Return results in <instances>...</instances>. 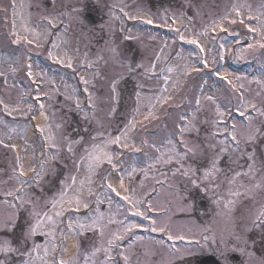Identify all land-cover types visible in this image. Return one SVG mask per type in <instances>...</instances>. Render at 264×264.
I'll use <instances>...</instances> for the list:
<instances>
[{
    "label": "rangeland",
    "instance_id": "obj_1",
    "mask_svg": "<svg viewBox=\"0 0 264 264\" xmlns=\"http://www.w3.org/2000/svg\"><path fill=\"white\" fill-rule=\"evenodd\" d=\"M179 1L181 4H179V2L176 6L165 5L167 7H162L150 5L147 0H54V2L53 0H16L18 13L22 12L25 19H28L29 14H31V26L37 24L42 15L58 17L57 27L51 28V26H49L50 34L47 36V40L43 41L40 47H32L12 43V40L14 39L11 35V32L13 31L12 0H0V10L5 9L7 12L2 16L0 21V32L3 34V37H0V56H19V54H22L23 59L28 58V62L34 65V70H38L35 66L42 67L47 72L48 76L55 80L56 86L61 90V93L64 91L65 85L68 86L69 91L73 87L77 88L79 90L77 94L80 97L81 104L85 108L87 107V95L83 91L84 85L80 83L81 75L92 80L96 87L90 90L103 101L109 94V81L112 77L122 74L118 88L119 104L116 106L115 115L112 117L106 116L108 110L107 104L101 103L97 109L98 118L104 122L103 129L99 128L94 121L86 122L83 120L82 114L76 111L74 106L72 110H69L68 105L71 102L66 101L62 94H53L52 99L47 101L48 112H46V115L48 116V119L46 121L50 122V125L47 126L46 129L50 127L52 134L58 139L62 136H67L71 139H79L80 137H83V143L85 145L90 143V137L95 135L97 131L106 130L115 136L125 129L128 120L131 118L133 108L135 107V93L137 91L141 92L142 97L141 112L146 114L149 110L148 105L151 98L154 95H159L160 93L158 89L163 86L162 76L159 81L153 78L149 79L145 76L143 69H137L135 72L129 73L125 67H122L119 63H114L111 59L112 47H116L121 60L132 63L133 65L137 64V62L143 63L145 66H148L153 62L155 55L159 54L160 49L163 48L164 52L161 60L157 62L158 72L160 68L167 67V64L173 68H178L186 63L189 65L195 63V61L191 59V56H189V53L182 50L178 44L172 42L169 43L166 40L158 39L153 35L145 34L141 31L138 25L143 24L142 21L144 19H151L153 22L163 24H165V20L167 21L166 24L170 23L169 20H175L178 24L177 29L184 32L188 38H192L196 34L202 33L207 29V34L200 38V42H202L206 48L208 62L211 65L209 68L211 70H219V68H221L219 72L227 73L232 85L243 83L244 88L242 91L246 100L254 102L257 105V108H264V88L256 83L257 80L264 83V49H257L255 52H252L251 50H248V46L242 45L246 40L250 41L251 44H255L260 40L259 29L257 28L256 32H249L245 25L254 28L257 27L258 21L255 17L258 16L261 11H264V8H262L264 0ZM21 2L25 4L24 9H20L19 7ZM29 4L31 5L30 7H28ZM46 5L48 6L46 7ZM92 5L98 10L102 17V23L95 28L87 26L83 22V17L87 14V8L92 7ZM233 5H244L239 17H236L235 13H231ZM248 6L251 7V12L254 17L252 20L247 19L249 12ZM121 9H123V11H121ZM124 12L137 18L135 20L130 19L128 16L124 15ZM228 13H231L229 18L236 19L237 23L227 24L225 22L224 26L229 29V34L220 36L219 38L213 37L211 35L214 33L213 27L219 23L221 17H224ZM241 19L244 20V23L239 22ZM16 23L17 30L19 31V15L17 16ZM217 28L219 27H216V30ZM129 29L131 32H128ZM126 34L139 36V40H124L123 37ZM53 42L59 45V48L53 49V51H58L61 56L67 52L68 55L72 57L76 69L75 71L63 67L60 64H55L47 58V51L52 49ZM100 42L101 44H99ZM11 43L14 46H12ZM221 45H224L223 49L220 47ZM240 50H245L242 56L237 55V52ZM218 52L223 53L224 62L229 59V63L236 66L248 64L247 72L239 74L229 71L228 65L225 63V66H220L219 62L221 60L217 55ZM8 53L13 55H9ZM85 54H87V59L89 61H97L98 56H102L104 59L97 61L93 68H87L86 66H81V61L84 60ZM135 58L137 61L134 60ZM214 58L217 61L215 64L212 63ZM20 64V70L15 75H12L7 71V65L4 67L0 64V69L4 70L7 75L6 80L5 77L0 76V96L8 106L10 105L12 107L20 105L22 94L28 93L24 91L20 85L15 87L12 84L15 80H20V78H22V59H20ZM251 65L260 66L259 73L253 77L249 76ZM95 72L99 73L96 77L93 76V73ZM204 74V71H200L198 73L192 72L189 76L180 75V83L182 85L180 90L177 91L173 87L169 88V93L174 97L175 103L179 105V107H169L166 105L168 110L165 109L162 111H159L156 108L155 111L159 116V119L144 120L143 116H137V127L130 133L132 140L137 146H141L142 141L145 139L148 140L149 143L156 142L159 144L160 141H164L170 134L178 143L179 138L176 136L174 122L179 115L191 116L194 104L189 103L188 101L200 95L201 86L204 88V95H213L216 98L222 110L226 112L224 122L228 121L231 107L234 106L238 109V97L240 96V92L234 93L231 85L228 83L224 93H219L218 88L214 84L212 85L210 80L206 78ZM137 75L143 77L139 80ZM171 75L175 78V76L179 75V72ZM127 79L130 81V86L132 87L125 88L124 81ZM205 81H207V84L204 83ZM138 84L143 87L138 88ZM210 85L213 86L214 90ZM44 87L45 90H48L49 85L44 83ZM151 102L155 103L154 100H151ZM202 104V109L196 113L198 117L197 125L200 130L198 133L190 132L187 134V138L190 141L200 144L204 152L203 155H197L195 157L189 156V158L184 161V167L190 166L194 170V174L185 177L180 172H177L176 175L173 176V171L180 167V165L173 162L167 166L158 165V168L150 173L148 179H145L143 173L140 171H137L133 179H129L126 175L124 177L125 187L134 190L136 197L142 198L146 201V203L141 205V209L146 211V215L150 220H155L157 222L158 228L160 226L165 228L164 232H157L172 235L173 239L171 241L174 243L178 239V236H183V240L187 239L190 242L184 244H182V242L179 244L175 243L176 245H170V247L163 243L161 246V244L158 243L159 240L155 242L153 239L149 238L148 235H145V237H142V241H133L128 243V246L121 247L122 249H129V246H132V251L134 252V255H132V264H137V261H139V264H193L196 257L206 255H215L222 264H261V262L264 261V253L263 255H260L248 250L247 245H244L243 243L240 244L241 247H245L246 249L243 254L239 249L233 251V247L237 244V241L232 236V233L235 232L236 234L241 235L243 239L247 240L246 235L254 228V226L256 232L264 229V226L259 224L252 225L251 223L252 213L258 209L261 204H264V188H253L251 192L245 194L246 188L251 187L254 183L260 182L262 177H264V117L259 116L252 109H249L245 113L244 117L249 115L252 116L253 125L262 129L261 134H258L255 141L241 144L240 148L241 153L243 154L228 153L221 155L218 165L221 171L217 174L215 179L205 180L203 178L204 171L210 165L214 151L218 153V149L210 150L207 147L208 143L216 142L209 139L212 132L215 130L212 125V121L215 119V106L206 101H202ZM32 112L35 113V110H32ZM16 113H21L23 117L26 116V113L24 112L16 111ZM0 116L1 118H4L2 115ZM23 117L22 119H24ZM26 117L29 118L28 114ZM74 117H76V121L74 120ZM25 120V123L21 126L23 127L22 131H25L27 127L28 120ZM205 121H207V123H205ZM234 121L238 122L237 119H234ZM246 122H248L246 118L242 119V123ZM9 123L11 122L9 121ZM57 124H60L61 128L57 129ZM236 124L240 126L241 131H244L242 128L243 124ZM8 127L4 129L3 125L0 126V133L7 134L9 129H13V127ZM68 127L73 129V131L67 129ZM218 127L221 130L224 128V126L222 128L219 125ZM85 129H88V131H85ZM153 131L155 132L152 133ZM157 131H159V133L162 131L161 136L159 133H156ZM141 132L145 134V139H141ZM4 134L1 135V137L3 136L4 138ZM46 135L47 131L44 135H41V140L30 139L31 141L25 143V152L24 147L23 149H20V144L16 143L15 140V145L19 146L17 147L19 152L18 154L15 153V155V150H13L11 146L4 147L3 145H0L2 146L0 147V162L5 163L10 161L8 170L0 171V181H2L0 185V213L9 211V205L2 203L4 200L13 202L12 197H6L3 193L18 186L17 180L13 177V174L17 173H14V169L17 168L16 157H21L22 163L24 162L23 166H25L26 169L30 168L29 166L36 167L38 162H40L41 156L39 151H41L40 149L42 147L40 149L39 147L44 144V137ZM15 136L16 135H14V137ZM112 147L116 152L122 151L116 146ZM161 147L163 148L165 145H161ZM180 150L183 151V148ZM6 152L10 154L11 157L9 158L12 159H5V157H7ZM77 152L78 154L81 152L80 146H77ZM142 152L143 154L146 152L148 155L144 156L141 154ZM247 154H254L255 156L254 179L241 175L236 185H229L228 181L235 175V173H244L248 171V165L251 164L252 161L248 160ZM158 155L159 153L150 147H145L139 153L124 151V155L120 157L123 161L121 171L128 168L130 165L138 164L140 161L144 162L139 165L140 167H147L150 158ZM61 156L63 158L62 161L54 162L57 164L56 177L49 175L46 178V182L42 184V189L35 187L28 189L29 192L34 194V197L44 200L50 199L56 194V191L59 188V181L72 172V163L71 160L68 159L66 149L61 152ZM109 170L110 167L107 164H104L97 171L100 176H103ZM161 172L165 173L166 176H162ZM5 173L9 176L5 175ZM113 174L111 179L115 184ZM10 175L12 177H10ZM6 177L8 178L6 179ZM152 177H155V179ZM9 180L12 181L10 188H6L8 187ZM157 180L165 182L158 183ZM193 180L196 181V185H193ZM141 181H143V186H141ZM240 183L246 186V188H239L241 195L238 197L230 196V188L235 190L239 187ZM44 187L51 189L49 190L51 192L50 195H46L44 191L46 189ZM121 194H124L123 191ZM155 194L156 197H153ZM196 194H198L200 199L193 200L192 196H195ZM229 200L235 201L231 212L225 208V204ZM201 201L207 203V207L204 210H200L198 207V204ZM216 201L220 202L219 205ZM242 201H246L244 204L248 203L249 205L247 206L248 210L242 215L244 221L241 222V219L234 216L233 211ZM92 203L95 204L94 199L91 204ZM148 204H151L152 206V210L150 211H160L158 212L159 216H151L150 212L147 210ZM99 208L106 214L109 212L107 203L99 205ZM224 209L227 216L230 218L227 217L229 220L222 223L220 221L222 220ZM82 210L84 209H81V211ZM111 212L116 213L114 205ZM126 214L127 209L123 212L117 213L116 219L122 220L125 218L128 223L137 224L139 226L140 223L142 225L143 221L145 222L143 228H150L149 220L138 217L141 221L138 222L136 216L134 217L130 214L125 216ZM27 219L28 211L24 208L19 209L17 211L16 226L13 229V231L17 230L19 233V240L17 242L12 241L13 231L0 232V238L10 239L14 246L19 245L26 228ZM116 227V225L111 226L113 229ZM246 227L248 228L247 231L245 230ZM88 234L89 236L87 237ZM130 236L132 237V234L128 235V237ZM81 238L83 239L82 250L89 249L93 243L98 240V237L93 233H87ZM128 239L129 238H127V240ZM71 241H74V244H76L75 240ZM28 246H31V242ZM175 248H179L181 252H191L192 254L185 256L184 259H179L173 254V251L170 250ZM118 250L119 252L121 251V249ZM146 251L150 253L148 256L144 255ZM249 253L252 255L249 256ZM231 254L239 255L241 257L240 263H231L229 261ZM113 257L116 261L124 264L119 253L118 256H114L113 254ZM0 259H4V257H0ZM20 259L21 257L18 254H12L7 257V264H9L10 261L13 263L14 260L15 264H19Z\"/></svg>",
    "mask_w": 264,
    "mask_h": 264
},
{
    "label": "snow or ice",
    "instance_id": "obj_2",
    "mask_svg": "<svg viewBox=\"0 0 264 264\" xmlns=\"http://www.w3.org/2000/svg\"><path fill=\"white\" fill-rule=\"evenodd\" d=\"M54 2V0H53ZM31 5L29 4L28 7ZM20 9L25 8L23 2L19 5ZM249 7V12L247 15L248 20L254 19L251 7ZM13 24L11 35L14 37L12 40L13 44L16 45H25L32 47H40L43 41L47 40V36L50 34V28L57 27L58 17L52 15H42L40 16V21L34 26L30 25V16L25 19L24 15L17 12L16 0H12L11 4ZM244 8V5H233L231 13H235L236 17L241 15V11ZM262 8H264V3H262ZM123 11V9H121ZM231 13L226 14L224 17H221L219 23L213 27V32L216 31V27H219L220 32H228L229 29L225 27V22L227 24H236L237 20L229 17ZM19 15L20 24L19 31L17 30V16ZM125 16H128L130 19L135 20L137 17L130 16L129 13L124 12ZM258 21L257 27H252L245 25L248 28L249 32H256L257 28L259 29L260 40L255 44H249L248 50L255 52L257 49H264V11H261L258 16L255 17ZM145 24H152L151 19H144L142 21ZM240 23H244V20L241 19ZM167 21L165 20V24ZM175 23V20H173ZM179 33V39L186 44L195 45L199 49L200 53H204L206 48L200 43V38L207 34V29L204 32L198 33L192 38L186 37L185 33L180 31V29H175ZM128 32H131L129 29ZM124 40H139V36L126 34L123 37ZM222 49L224 45L220 46ZM59 45L55 42L52 43V49L47 51V58L55 64H60L63 67L72 69L75 71L74 61L72 57L68 55L67 52L60 55L58 51H53V49H58ZM30 50V49H29ZM245 50H240L237 52L238 56H242ZM112 52V61L114 63H119L122 67H125L127 72L132 73L137 69H143L144 74L147 78H155L157 81L163 78V86L158 89L159 95H154L151 100H154L155 103H152L151 100L148 105V111L145 114L141 112V92L137 91L135 93V107L131 118L127 122V126L119 134L113 136L110 132L97 131L95 135L90 137V143L85 145L83 143L84 138L80 137L79 139H71L67 136H62L59 139L52 134L50 127L46 129L45 127H40L38 131L41 135H44L47 131V135L44 137V144L42 146L41 160L39 167H30V170L34 174L31 180L22 179L26 176L22 159L20 156L16 157L17 168L14 169V173L18 174L15 176L17 180V185L14 189H11L3 193L6 197H12L13 202L4 200L2 203L9 205V211L0 213V232H11L16 226L17 211L21 208H24L28 211V219L26 221V228L23 232L22 239L20 244L17 246L13 245V242L7 238H0V264H7V257L12 254H18L21 259L19 264H117V261L113 257L114 249H121L119 255L121 256L124 264H132V246H129V249H122L121 242L128 238L129 234L134 233V230L139 227L137 224L128 223L126 224L123 220H117L116 214L119 213L121 205L115 204L116 213H112L111 209L114 205V201L111 194H115L123 201L127 207V214L131 216L141 217L142 219L149 220L151 227L145 229L146 231H161L164 232L165 228L163 226L157 227V222L155 220H150L146 215V211L141 209V205L146 203L142 198L136 197L134 190H130L125 187L124 177L125 175L129 179H133L137 171L143 173L145 179H148L150 173L158 168V165H169L175 162L180 165L172 175L175 176L177 172H180L185 177H188L190 174H194V170L189 167H184V161L189 158V156L195 157L197 155H203V148L200 144L190 141L187 138V134L190 132H199V127L197 125L198 113L202 107V101L214 105V115L215 119L212 121L214 131L209 137L210 140L216 141L215 143H208L207 147L210 150H217L218 153L214 151V155L211 158L210 165L205 169L203 178L205 180L215 179L217 174L221 171L218 167L220 156L223 154H237L241 153V144H247L255 141L258 134H261L262 129L255 127L253 125L252 116H246L248 123L244 124L242 128L244 131L240 130V126L236 123H232L230 127L225 125L221 130L218 125L224 123V117L226 112L222 110L221 106L218 104L216 98L213 95H204V88L201 86L200 95L196 96L194 99L189 100V103L194 104L193 112L191 116L179 115L177 120L174 122V128L176 129V136L179 138L177 143L172 137L171 134L165 138L164 141L160 143L152 142L149 143L148 140H143L141 146H137L132 140L130 133L135 130L137 127V116H143L144 120H154L159 119L155 109L160 106H169V107H179L175 103L174 97L169 93V88L173 87L177 91L182 87L180 83V75L189 76L192 72H200L201 69L197 64H203L204 68H209L208 60L203 56H199L196 63L191 65L183 64L178 68H173L167 66L165 68H160L159 72L157 71V62L161 60L164 49L161 48L159 54L155 55L154 61L151 62L148 66H145L143 63H138L133 65L132 63L126 62L120 59V54L117 51L116 47L111 48ZM192 53H189L191 56ZM217 55L222 61L224 55L222 52H218ZM104 59L102 56L97 57V61ZM97 61H89L87 59V54H85L84 60L81 61V66H86L87 68H93ZM217 61L214 58L212 63L215 64ZM0 64L7 65V71L12 75H15L21 67L20 57L19 56H0ZM24 71L26 73L27 79L31 81L32 84L36 85L34 99L39 105L38 114L48 119V116L45 112V103L42 100V96L46 97L48 100L52 99L53 94H62L66 101L71 102L68 107L69 110L74 109L82 114V119L86 122H95L99 128H104L103 120L99 119L97 116V109L101 103L107 104L108 110L106 113L107 117H112L116 113V106L119 104V82L122 78V74L112 77L109 81V94L105 100H101L100 97H97L93 91L90 89L95 88L96 85L92 80L86 78L85 76H80V83L84 85L83 91L87 95V107L85 108L80 101V97L77 94L78 89L73 87L71 90H68V86H64V91L61 93V90L56 86L55 80L50 78L47 72L39 66H35L38 70H34V65L32 63H26L24 66ZM179 72V75L173 76L171 74ZM167 73V74H165ZM219 79L225 80L231 85L232 91L240 92L238 97L239 105L238 111L240 115L245 116V113L252 109L259 116L264 117V108H257V105L250 101L246 100V97L243 93L244 85L240 83L239 85H232V82L228 80V77L222 75L219 70L214 72ZM99 73H93V76H98ZM0 76L7 79L6 72L0 69ZM239 79V78H237ZM47 83L49 85L48 90H45L42 85ZM207 84V81L204 82ZM257 84H260L264 88V83L260 80L256 81ZM138 88L143 87L142 85H137ZM0 105H3L4 111L7 115L11 116L13 112L20 111L19 105L10 107L4 104V101L0 99ZM33 110L31 104L28 105V112ZM207 123V121H205ZM0 125H3L5 128L8 127V124L0 120ZM56 128H61L60 124L56 125ZM10 131L15 132L16 129H10ZM88 131V129H85ZM230 138V140L217 139L218 135H224ZM7 139H11V136H7ZM0 145L4 147H9L5 143L3 138H0ZM165 145V147H161ZM77 146H80L81 152L78 154ZM112 146H116L122 151L116 152L113 150ZM12 149L15 150V145H11ZM145 147H150L154 149L158 156L150 158V162L147 164V167H140L139 165L143 164V161L138 162V164L130 165L128 168L121 171V166L123 161L120 159L124 155V151H129L132 153H139ZM48 149V153L45 154L43 149ZM183 148V151L180 149ZM66 149L68 154V159L72 163V172L66 175L63 179L59 181V188L56 191V194L50 199L44 200L41 198L34 197L32 192H29V188H41L42 184L46 182V178L51 175L56 177L57 175V164L53 162L62 161L61 152ZM243 154V153H241ZM248 160L252 161L248 165V171L244 173L237 172L235 175L229 179V185H236L238 179L241 175L246 177H251L254 179L253 173L255 172V156L254 154H247ZM104 164H107L110 167V170L103 176L98 174V169H100ZM118 174L119 184L118 186L112 182V174ZM162 176H166L165 173L161 172ZM155 179V177H152ZM158 183H163L165 181L157 180ZM193 185H196V181H192ZM141 186H143V181H141ZM239 188H246L242 183L239 184V187L235 190H229L230 196H240L241 192ZM261 189L264 188V177H262L260 182L254 183L251 187L246 188L245 194H248L252 189ZM123 191V195L121 192ZM97 205L94 210H90L91 202L93 201ZM107 203L109 212L106 214L101 211L99 205ZM219 205V201H216ZM235 204V201L229 200L225 204V208L229 212L232 210V206ZM81 209H84L89 214L85 216L78 215L81 212ZM148 211L152 210L151 204H148ZM67 214V215H66ZM252 225H261L264 226V204L256 209L251 215ZM112 225H116L115 229L111 228ZM247 231L248 228L246 227ZM87 233H93L98 237V240L93 243V245L86 250L81 249L80 238L85 236ZM37 235L45 237L44 244L35 243V237ZM233 238L237 241V244L233 247V251L239 249L243 254L245 252V247H241L240 244L243 243L247 245V240L243 239L241 235L232 233ZM184 239L183 236L179 237ZM134 241H142L143 238L139 236L133 237ZM168 239L172 240V235H168ZM75 240L76 244V253L65 259V256L68 253V242ZM31 246L29 247V243ZM158 243L163 245V241ZM173 251V254L176 255L179 259H184L185 256H189L191 252H181L179 248L170 249ZM102 254V257H101ZM150 253L146 251L145 256H148ZM252 254L249 253V256ZM139 264V261H137ZM264 264V261L261 262Z\"/></svg>",
    "mask_w": 264,
    "mask_h": 264
},
{
    "label": "flooded vegetation",
    "instance_id": "obj_3",
    "mask_svg": "<svg viewBox=\"0 0 264 264\" xmlns=\"http://www.w3.org/2000/svg\"><path fill=\"white\" fill-rule=\"evenodd\" d=\"M149 1L155 3V5H158V6H165V5L171 6V5H176L180 2L179 0H149ZM92 13L96 16V19L99 18V13L97 12L96 9H93V7H92ZM74 120L76 121V119ZM192 199L198 200V194H196L195 196H192ZM245 202L246 201L240 202L238 204V207L233 211L234 216H236L238 219H241V222L244 221L242 219V215L244 214L245 211L248 210L247 206L249 204L248 203L244 204ZM227 217L230 218L229 216H227V213L224 209L222 220L220 222L225 223L227 220H229ZM246 239H247V249L248 250H251L255 253L263 255L264 253L263 252L264 251V229H261L258 232H256L255 226H254V228L250 230L249 233H247ZM229 261L231 262L230 258H229ZM240 261H241V257L239 256L238 262L236 263H240Z\"/></svg>",
    "mask_w": 264,
    "mask_h": 264
},
{
    "label": "bare ground",
    "instance_id": "obj_4",
    "mask_svg": "<svg viewBox=\"0 0 264 264\" xmlns=\"http://www.w3.org/2000/svg\"><path fill=\"white\" fill-rule=\"evenodd\" d=\"M38 125H43L46 123V120L44 119V117L40 116L38 119H37V122H36ZM117 184H119V181H116ZM74 242H71L70 244V252L71 254L74 253L75 251V247H74Z\"/></svg>",
    "mask_w": 264,
    "mask_h": 264
},
{
    "label": "water",
    "instance_id": "obj_5",
    "mask_svg": "<svg viewBox=\"0 0 264 264\" xmlns=\"http://www.w3.org/2000/svg\"><path fill=\"white\" fill-rule=\"evenodd\" d=\"M85 22L88 24V25H92V21H89L88 19H85ZM198 264H217L216 262H215V260H213L212 258H209V259H207L206 261H202V262H200V263H198Z\"/></svg>",
    "mask_w": 264,
    "mask_h": 264
}]
</instances>
